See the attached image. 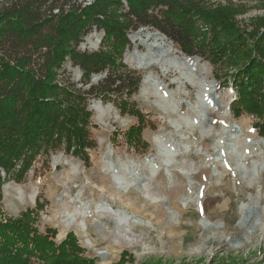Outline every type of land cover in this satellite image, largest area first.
<instances>
[{"label": "trees", "instance_id": "obj_1", "mask_svg": "<svg viewBox=\"0 0 264 264\" xmlns=\"http://www.w3.org/2000/svg\"><path fill=\"white\" fill-rule=\"evenodd\" d=\"M236 11L210 0H7L0 5V191L7 180L21 182L38 156L48 158L56 150L89 163V95L136 116L138 124L126 134L128 143L140 138L142 114L118 95L129 98L139 87L134 70L119 68L126 66L129 33L141 25L153 26L186 55L206 60L215 79L235 92L233 116H252L264 136V26L241 27ZM92 27L103 31L102 45L79 51ZM67 58L80 67L84 83L93 73L107 69L108 74L88 89L62 81L59 70ZM36 214L26 209L2 219L0 210V264L93 263L72 231L60 241L52 228L39 232ZM124 259L122 252L119 262Z\"/></svg>", "mask_w": 264, "mask_h": 264}, {"label": "rangeland", "instance_id": "obj_2", "mask_svg": "<svg viewBox=\"0 0 264 264\" xmlns=\"http://www.w3.org/2000/svg\"><path fill=\"white\" fill-rule=\"evenodd\" d=\"M210 1L213 4H231L235 7L237 11L234 19L241 27L252 29L264 26V0ZM5 2L7 0H0V5ZM141 28L157 30L150 25H141L129 33V39ZM102 37L103 31L92 27L77 49L96 51L102 45ZM131 41L130 46L124 51V58L128 53L132 54L134 45ZM172 43L178 50L179 56H188L176 43ZM199 62L208 65L207 79L216 82V96L227 101V104L229 99L232 101L235 94L233 88L226 87L215 79L212 66L206 60L200 59ZM124 64L126 66L119 68L120 72L127 73L128 70H134L136 75L140 76L139 87L129 98L124 93L118 95L119 99H127L142 114L143 129L140 138H133L128 143L126 134L131 125L138 124L136 116L129 113L121 114L112 102L94 94L89 95L88 106L101 100L102 105H111L122 118H128L126 125L114 120L112 115H106L102 123L96 119L92 107L88 108L91 111L92 124L89 127V137L93 142V147L87 150L89 163L84 164L80 158L63 150L51 152L48 158L38 156L21 182L11 179L1 186V218L16 217L21 211L33 209L37 213L34 224L39 232L44 233L47 228H52L55 230V241H60L67 232L72 231L78 243L85 249L86 256L92 259V264H141L159 260L163 264H264V169L259 175V183L255 182L252 186H248L242 180L243 167L237 165L235 155L227 153L224 166L217 162V159L212 160L213 156L218 155V148L221 149L226 143L231 142L229 132L224 134L226 138L222 146H218L213 140L215 141V137L218 136L217 129L221 128L222 121L219 115H215L214 118L209 116L205 118L206 120L202 118L203 124L213 127V131L208 134H202L201 126L198 124L193 128L186 125L179 114L195 116L196 113L190 105L195 101L196 94L194 88L187 84L179 87V81L175 80L178 76L176 72L170 70L162 75L154 69L151 79L141 84L145 73L128 63ZM94 74L99 75L98 80L92 79ZM107 74V69L93 73L89 81L84 83L81 79L82 70L68 58L59 70V78L62 81L69 79L83 89L97 84ZM156 79L165 85V90L171 92L175 100L181 101L175 112H165L155 102L154 94L142 91L145 87L151 89L150 85ZM230 88L232 91L227 95ZM228 111L229 116L226 121L229 120L228 123L232 125L231 128L229 127L230 132L235 131L234 127L240 126L248 141L243 151L247 156L244 163L250 172L254 167L253 161L264 160V136L259 135L255 129L253 125L255 118L246 113L234 117L231 110ZM174 119L180 123L177 128L171 125L170 120ZM155 134L172 137L180 142L181 147L183 143H188L192 151H182L173 158L169 166L170 176L161 169L158 171L148 185L149 198H144L137 186H132L126 191L118 190L110 174L102 167V158L108 147L113 149L112 159L116 162L118 159L127 158L141 161L142 166L137 170L144 177L149 173L143 164L144 156L151 154L159 157L152 141ZM180 134L184 137L180 138ZM100 137L104 139L103 143L99 142ZM58 154L62 156L57 163H54L52 155ZM70 163L79 166L77 172L72 169ZM183 170L185 172H182ZM258 184L261 185L259 195ZM6 186L8 187L5 192ZM33 186L37 189L34 203L20 204L16 194L17 188L21 187L24 196H27ZM81 189L82 198L94 203L91 204L93 208L95 203L100 206L109 203L116 210H126L130 217L140 222L134 223L130 219L125 222L114 214L95 212L94 215L86 218V236L80 233L76 225H73L62 237H59L57 221L61 215L60 209L71 210L73 199ZM196 196H200L198 201ZM184 197L188 202L186 207L180 205V199ZM242 202L248 204V211L247 217L239 226L237 225L240 218L239 204ZM167 204L179 214L178 222H173L172 216L170 217L165 209ZM201 218L208 220L211 225L205 228L199 223ZM119 231L124 233L122 234L124 237L118 235ZM85 238H89L94 246H87ZM96 249L104 253L105 250L108 252L98 255ZM122 252H125V259L119 262Z\"/></svg>", "mask_w": 264, "mask_h": 264}, {"label": "bare ground", "instance_id": "obj_3", "mask_svg": "<svg viewBox=\"0 0 264 264\" xmlns=\"http://www.w3.org/2000/svg\"><path fill=\"white\" fill-rule=\"evenodd\" d=\"M131 39L130 41L134 45L133 51H132V54L128 53L127 55H125L126 63H128L131 67L135 69L141 70V72H144L145 75L147 73L149 75V73L152 72L154 69H157L158 72L161 73L162 75L168 73L170 70H173L178 75L177 77H175V80L179 81V83L177 82L179 84V87H181L183 84L184 85L187 84L193 87L195 94H196V99L190 105V107L193 110V112H195L196 114L195 116H190V115L182 116L179 114L180 118L186 123V125H189L188 127L191 126L193 128L194 126L198 124L199 126H201L202 134H208L209 132H211L213 127L203 124V122L201 121L202 118L207 119L209 116L214 118L215 115H219L220 117L219 119H221L222 121V123L220 124L221 128L217 129L218 136L215 135L216 136L215 141L213 140V142L217 143L218 146L219 145L222 146L223 144L222 142L224 138H226L224 134L229 132V138L231 142L229 143L230 147L227 148V151L229 152V154L235 155V159H236L235 161L237 165H240L243 167L242 180H244V183L248 186H252L253 183L255 182L259 183L258 182L259 175L264 169V160H260L256 162L253 161L254 167L252 171L249 172V169L246 167L244 163V159L247 156L245 155L243 148H244V145L248 144L246 137H244L245 133L240 126H237V128L234 127L235 131L230 132L231 129H229V127L231 128L232 125L231 123H228L229 120L228 122L226 121L227 117L229 116V111H228L229 107H228L227 101L222 100L218 95L216 96L215 99L212 98V96H210L211 94L209 91L210 87L207 86L209 85V82H210L209 79H207L208 72H209L208 65L206 63H200L199 60L196 59V57H192L190 60L189 56H186V57L179 56L177 54L178 50L174 47L173 43L166 40V37L158 33L157 31L149 30L146 28H141L137 30V32L131 35ZM178 57L180 58V60L175 59ZM142 60L144 62H142ZM191 61L192 63H190ZM149 76L147 77L149 78ZM147 81L148 79H144L142 84H145ZM143 86H146V85H143ZM164 86L165 85H163L160 81L156 79L152 81V84L150 85L151 89L145 87L143 88L142 91L150 92L154 94L156 97L155 102L165 112H168V111L175 112L177 106L180 105L181 101L175 100L172 93L169 91H166ZM205 91L209 94L208 97L210 99L206 102H203L202 97L204 96ZM91 107L96 113V119L102 123H104V117L106 115H112L113 119L118 120L119 122H121L122 125H126V123L128 122V118H122L111 105L104 106L101 104V101L99 100L93 102L91 104ZM170 121L172 125H175L176 128L180 126V123L179 121H177V119L170 120ZM183 137L184 136L180 134V138H183ZM103 141L104 139L100 137L99 142L103 143ZM152 141L157 149V152L160 151L159 153L161 155L157 153L159 157L155 159L157 168H155L153 165L154 163L153 159L150 162H147L143 159V164L148 169L147 172L149 171V173L146 172L148 175L146 174L143 177L138 172V176L143 177L142 178L143 180L141 179L142 181L141 180H140L141 182L139 181L140 183L137 182L136 180V172H137L136 170L139 166H142L141 161L127 158V159H118V161L116 162L112 159L113 149L111 147H108L107 151L105 152L104 157L102 158V161H103L102 167L104 168L105 171H107L110 174L118 190L121 189V190L126 191L128 188L132 186L134 187L137 186V189L140 190V192L142 193V196L146 199L149 198L148 188L150 186L148 187V185L150 184V181L156 176L158 171L161 169L167 175L170 176L171 173L169 170V166L172 164L173 158L177 154L181 153L182 151L184 152L192 151L190 150L191 146L188 143H183L181 147L179 145L180 142L178 140L175 141L174 138L166 137L163 134H155L152 138ZM163 144L168 146L173 151L170 149L163 150V148H161L163 147ZM60 158H53V159L54 161L55 160L59 161ZM214 159L215 160L217 159V162L223 165V162L226 158L225 156H222V158H219L217 155V156H214ZM65 160L69 161L67 159ZM130 162L132 163L130 164ZM70 165L72 166V169L74 171L76 172L78 171L79 166L73 165V163H70ZM182 172H185V171L183 170ZM183 174H186V173H183ZM7 187L8 186L5 187V192L7 191ZM260 188H261V185L258 184L257 186L258 195L260 194ZM16 194H17V198L20 204L34 203L35 196L37 195V189L36 187L33 186L31 192L27 196L26 195L24 196L22 188L18 187ZM82 197H83V190L81 189L78 191L76 198L73 199L74 201H73V206L71 210H68L67 208H63V210L60 209L61 215L58 217L59 219L57 221V224L59 227L57 235L59 237H62L65 231H67L73 225H76V228H79L80 233L86 236V230H87L86 218L89 215H94L95 212H100L101 214H103L104 212H107L109 214H114L120 217L122 221L130 219L134 223L140 222L138 221V219L130 217L126 210H118V209L116 210L109 203H108L109 205L104 204L103 206H100L97 203H95L94 208H93L91 204H94V203L87 202ZM199 198L200 196H196V201H198ZM187 203H188L187 198L184 197L180 199L181 206L186 207ZM245 204H246L245 202H242V204H239L240 214H243V206ZM165 209L170 214V217L172 216L173 222H178L179 219L177 215L179 214H176V211L173 210L172 207L169 206L168 204L165 205ZM147 222L151 224L150 221H147ZM199 223L205 227L207 226L206 223H208V220L201 218ZM126 227H128L127 224H126ZM122 234L124 233H122V231H119L118 235L121 237H124V235ZM85 244L87 246H92V247L94 246L93 242L89 238H85ZM107 252H108L107 250H105V253H104L96 249V254L98 255H104Z\"/></svg>", "mask_w": 264, "mask_h": 264}, {"label": "water", "instance_id": "obj_4", "mask_svg": "<svg viewBox=\"0 0 264 264\" xmlns=\"http://www.w3.org/2000/svg\"><path fill=\"white\" fill-rule=\"evenodd\" d=\"M158 33H160V34H162L163 36H165L166 38H167V36L165 35V34H163L162 32H160L159 30H156ZM170 42H173L172 40H170V39H168ZM124 56V55H123ZM190 58V60H191V58L192 57H196V59H198V60H200V59H202L200 56H197V55H195V56H192V55H188ZM137 59H139V58H137ZM176 60H180V58L178 57V58H175ZM173 60H174V58H173ZM122 61L124 62V63H126V60H125V58L123 57V59H122ZM142 62H144L143 60H142ZM190 63H192V61L190 62ZM208 63V62H207ZM150 75V76H149ZM149 75H148V73L144 76V78L141 80V84L143 83V81H144V79H148V81L151 79V76L153 75L152 74V72H150L149 73ZM147 76H149V78L147 77ZM147 77V78H146ZM98 78H99V75H95L94 74V76H92V79L93 80H98ZM172 82H174V80H172ZM175 83V82H174ZM215 81H210L209 82V85H207L208 87H210V89H209V91H210V96H212V98H216V92H215ZM231 91H232V89L230 88V89H228V91H227V95H229L230 93H231ZM209 96V94L205 91L204 92V96L202 97L203 98V102H206V101H208L210 98L208 97ZM99 101H101V100H99ZM230 102H231V99H229L228 100V107L230 106ZM188 103V102H187ZM186 103V104H187ZM91 107V104L88 106V108L89 109H91L90 108ZM229 110H230V108H229ZM172 125V124H171ZM172 127H173V125H172ZM174 128V127H173ZM167 133H170V132H167ZM230 147V144L229 143H226L225 145H224V147H221V149L220 148H218L217 149V154H218V157L219 158H222V156H224L225 155V157L227 156L226 154L227 153H229L228 151H227V148H229ZM161 148H163V150H169L170 148L168 147V146H166L165 144H163V147H161ZM162 150V149H161ZM170 150H172V149H170ZM173 151V150H172ZM160 151H158L157 153L159 154V155H161L160 153H159ZM60 156H62V154H58V155H52V160H53V158H59ZM157 158V156L155 155H151V154H148V155H145L144 156V160L145 161H147V162H150L152 159H153V161H154V163H153V165H154V167L155 168H157V165H156V159ZM212 160H214V156L212 157ZM226 160V159H225ZM224 160V161H225ZM57 160H55V161H53L54 163H57L56 162ZM132 162H130V164H131ZM118 171V170H117ZM117 171H116V173H117ZM131 172H132V170H131ZM2 174V173H1ZM3 176H4V174H3ZM143 177H139L138 176V170H137V172H136V180H137V182H139L141 179H142ZM248 204L246 203L244 206H243V214H240V218H239V220L237 221V225H239V226H241L242 225V223L244 222V220H245V218L247 217V211H248ZM205 219V218H204ZM205 222V221H204ZM206 225H211L209 222L208 223H206ZM204 228V227H203ZM206 228V227H205Z\"/></svg>", "mask_w": 264, "mask_h": 264}, {"label": "built area", "instance_id": "obj_5", "mask_svg": "<svg viewBox=\"0 0 264 264\" xmlns=\"http://www.w3.org/2000/svg\"><path fill=\"white\" fill-rule=\"evenodd\" d=\"M3 173V172H2Z\"/></svg>", "mask_w": 264, "mask_h": 264}]
</instances>
